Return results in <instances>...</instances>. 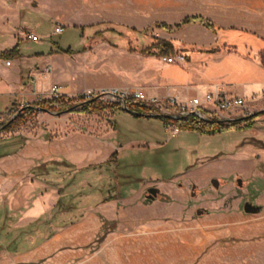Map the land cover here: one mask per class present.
<instances>
[{"label":"rangeland","instance_id":"rangeland-1","mask_svg":"<svg viewBox=\"0 0 264 264\" xmlns=\"http://www.w3.org/2000/svg\"><path fill=\"white\" fill-rule=\"evenodd\" d=\"M11 2L13 10H7L14 16V24H9L13 26V33L4 40L6 43L3 47L10 48L12 42L15 46L24 42L21 47L27 55L46 54L58 45L72 49L85 47L86 51L76 54L73 59L82 60L90 67V74L95 77L104 76L111 86H116L117 83L124 85L122 89H111L127 93L144 91L147 95L154 92L157 93V98L174 97L179 101L198 96L205 90L201 85H208L210 90H215L213 87L220 83V59L216 55L205 54V51L215 48L222 49L224 54L240 55L251 61L250 65L255 66L247 75L230 70V73H227L229 79L237 82L264 79L260 68L261 65L264 68V37L253 32L254 28L261 25L249 22L253 21L249 17L261 11V8L251 7L249 0ZM0 12H6V8L0 7ZM189 16L209 19L220 30L213 33L201 25L186 26L174 32L152 28L143 44L135 35L129 34L122 40L124 46L114 48L106 41L94 42L81 38L82 33L74 28L113 22L143 30L162 22L175 25ZM58 25L65 28L62 35H54V29ZM20 30L36 34L41 37V41L26 40L20 35ZM158 40L172 43L174 54L170 57L174 58V63L165 62L164 57L140 53V49L149 48ZM2 43L0 40V45ZM0 49H3L2 46ZM181 57L186 60L181 61ZM226 66L228 67L227 64ZM77 76L82 78V74ZM168 93H174L177 97L169 96ZM79 96L65 97L76 99ZM102 101L105 105L117 104V101L105 97ZM244 101L245 106L234 112L236 117L241 119L264 112V98L253 102ZM23 107L19 104L0 112V124L15 116L16 111ZM102 131L118 133L117 148L119 150L121 147L122 151L117 154L115 170L123 196H127L129 192H138L148 184H169L178 178L194 176L201 178L202 199L214 194L209 187L212 176L220 177V187H225V194L233 193V188L239 192L238 179L242 180L243 190L247 191V188L251 187L250 195L254 193L260 196L264 191V115L255 118L251 128L243 125L241 128H231L216 134L181 130L177 137L169 138L161 119L138 118L124 110L116 113L109 110L90 115L37 111L25 126L0 134V154L3 152V144L16 147L26 144L29 140H45L47 144H51L56 138L71 133L98 136ZM88 176L94 184L99 183L101 179L99 172ZM32 183L34 184V181ZM29 185L30 180H27L25 187L21 186L19 192L24 193L30 206L34 207L37 199L45 196L44 190H28ZM18 188L16 192L20 190ZM225 194H222V201L236 202L235 193L232 196ZM158 199L169 201L162 196ZM12 219L16 224L19 216L13 214ZM115 229L116 227L111 225L102 236L90 244V241L76 242L71 239L81 232L75 231L76 228H61L51 239L29 251L33 253L25 258L29 261L17 262L14 260L17 255L7 256L2 252L0 264H168L166 261L149 258L144 252L133 258L120 254L113 247L106 251L103 246L104 239L109 234L118 235ZM123 234L132 235L128 231ZM62 237L66 240L62 241ZM28 241L32 243L33 239ZM232 249L238 261L232 264H264V255L261 253L264 250V239L243 246H233Z\"/></svg>","mask_w":264,"mask_h":264},{"label":"crops","instance_id":"crops-1","mask_svg":"<svg viewBox=\"0 0 264 264\" xmlns=\"http://www.w3.org/2000/svg\"><path fill=\"white\" fill-rule=\"evenodd\" d=\"M11 1L0 0V7L6 8V12H0V40L3 42L0 45L3 48L0 49V55L16 47L13 42L10 48L3 47L6 43L4 40L13 33V26L9 24H14V16L7 10H13ZM249 1L251 7L261 8V11L249 17L253 19L249 22L261 25L254 28L253 32L264 37V0ZM21 32L22 30L20 35ZM23 43H20L21 46ZM76 54L70 56L49 52L27 55L22 51V57L18 59H0V112L14 105L27 106L41 98L48 99L52 96L50 90L55 85L60 87L61 96L70 98L89 91L124 88L122 83L111 86L104 76L95 77L90 74L87 64L77 58L73 59ZM214 55L220 59L221 66L220 83L213 87L215 90L227 89L250 102L264 98V79L238 82L229 79L230 70L250 74L255 68L250 65L251 61L237 54L220 52ZM7 61H11V66L6 65ZM47 66L51 67V73L46 77L40 76L39 73ZM260 68L264 74L262 65ZM77 74H82V78ZM34 77L35 84H32ZM201 86L205 89L203 92L210 90L208 85ZM203 92L198 96H202ZM168 95L177 97L174 93ZM148 96L158 97L154 92ZM164 97L166 98H162ZM191 99L180 101L189 103ZM117 146L118 133L115 131H102L98 136L71 133L56 138L51 144H47L45 140H29L16 147L3 144V152L0 154V210L8 214L12 227L28 226L50 213L59 199L58 189L52 186L55 177L38 175L34 171L36 167L54 160L67 161L78 169L99 166L122 151ZM104 170L97 169L93 172H99L100 181L108 178ZM212 177L209 187L214 194L203 199L201 178L194 176L178 178L169 184H148L140 191L129 192L122 198L90 205L84 216L70 226L76 228L75 231H81L71 239L76 242L90 241L91 244L114 225L115 232L119 234H109L104 239L106 251L113 247L120 254L133 258L144 252L147 257L166 261L168 264L237 263L233 246H243L264 239V191L260 196L254 193L250 195L251 187L247 191L243 190L242 180L238 179L239 192L233 188L236 202H224L222 194H225V187H220L219 176ZM27 180H30L28 190H44L45 196L37 199L34 207L30 206L24 193L19 192L21 186L25 187ZM16 188L20 190L16 192ZM150 189L156 190L155 196L151 197ZM233 193L225 195L232 196ZM161 196L169 201L159 200ZM13 214L19 216L16 224L12 219ZM125 231L132 234L131 237L125 236ZM63 239L62 237V241ZM261 253L264 255V250ZM31 254L33 253L29 251L17 254L14 260L29 261L25 258Z\"/></svg>","mask_w":264,"mask_h":264},{"label":"trees","instance_id":"trees-1","mask_svg":"<svg viewBox=\"0 0 264 264\" xmlns=\"http://www.w3.org/2000/svg\"><path fill=\"white\" fill-rule=\"evenodd\" d=\"M190 25H201L206 29L217 33L220 28L214 22L202 16H189L184 18L180 23L171 25L168 23H156L150 27L137 30L125 25L113 22H102L90 26L74 27L79 30L81 38L89 41H106L110 46L119 48L124 46L122 40L129 34L135 35L141 44L144 43L145 37L152 28L174 32L183 27ZM131 49V47H129ZM86 51L85 47L77 49L64 48L60 45L51 49L50 54L74 55ZM222 49L215 48L205 51V54L214 55L220 53ZM140 53L148 56L170 57L174 54V47L169 41L158 40L149 48L140 49ZM22 57L21 44L19 43L13 49L5 51L0 55V59H18ZM130 108L137 113L151 115L152 109L145 105L138 104ZM15 106V105H14ZM45 109L55 114H100L112 110L114 113L123 110L120 103L115 105H105L101 98H87L80 95L76 99H68L65 96L53 97L50 99L40 100L34 104L24 106L23 109L16 111L17 114L0 124V134L11 132L25 126L31 121L37 113V109ZM264 115V112L241 118L235 122L213 121L205 122L197 116H190L187 119L174 121V124L181 130H189L202 134H216L231 128H251L252 122L258 116ZM164 125L169 121L166 118H160ZM117 163V154H114L108 162L99 166H92L84 169H78L67 161H50L36 167L34 171L38 175H53L55 177L52 186L59 191V199L50 213L30 223L24 228H14L10 223L8 214L0 210V253L17 255L30 251L47 240L51 239L56 231L75 224L85 213L90 205L99 202H108L123 197L121 187L117 181L115 165ZM97 169H105L108 178L94 184L88 179V174ZM60 180V181H58ZM85 180V182H84ZM29 239H33L29 243Z\"/></svg>","mask_w":264,"mask_h":264},{"label":"built area","instance_id":"built-area-1","mask_svg":"<svg viewBox=\"0 0 264 264\" xmlns=\"http://www.w3.org/2000/svg\"><path fill=\"white\" fill-rule=\"evenodd\" d=\"M65 32V28L58 25L54 29V35H62ZM21 36L26 40L39 42L41 37L34 33L22 30ZM181 61H185L184 57L180 58ZM164 61L167 63H174V58L164 57ZM7 66H11V61L6 62ZM52 69L47 66L39 74L42 77H46L51 73ZM35 82V78L33 80ZM50 93L52 97H60V87L55 85L51 88ZM87 98H109L110 100L120 103L123 110H131L128 103L132 107L138 104L145 105L147 108L152 109L151 115H159L161 118H166L169 121L165 124V132L169 138H174L181 132L180 129L174 124V121L187 119L190 116H197L199 119L205 122L213 121H226L235 122L240 118L236 117L234 112L245 106V101L235 96L229 90L217 89L206 90L202 96H196L192 98L189 103H180L177 98H157L149 97L144 91L134 92H121L118 89L89 91L82 94ZM25 106V105H23ZM245 118L247 116H244Z\"/></svg>","mask_w":264,"mask_h":264},{"label":"water","instance_id":"water-1","mask_svg":"<svg viewBox=\"0 0 264 264\" xmlns=\"http://www.w3.org/2000/svg\"><path fill=\"white\" fill-rule=\"evenodd\" d=\"M38 111H41V112H48L50 113L49 111L45 110V109H37ZM127 113L135 116V117H138V118H141V117H145V118H157V119H160L161 117L159 115H144V114H140V113H137L136 111H131V110H125ZM239 184H241V181H239ZM149 193L151 194V197L155 196L156 195V190L155 189H150L149 190Z\"/></svg>","mask_w":264,"mask_h":264}]
</instances>
